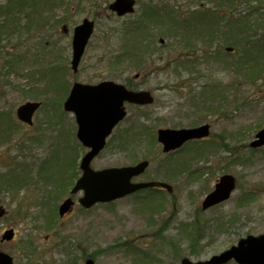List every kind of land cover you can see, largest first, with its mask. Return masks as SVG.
<instances>
[{"label":"rangeland","instance_id":"obj_1","mask_svg":"<svg viewBox=\"0 0 264 264\" xmlns=\"http://www.w3.org/2000/svg\"><path fill=\"white\" fill-rule=\"evenodd\" d=\"M68 1L73 5L68 13L48 3L41 6L39 21L48 15L68 20L67 32L61 23L42 26L49 38L48 51L31 39L41 28L39 21L32 22L27 36L31 62L22 67L31 68L28 76L6 69L2 71L4 80L0 77V112L7 119L0 123V206L4 208L0 238L10 227L16 235L0 248L14 256V264H83L84 255L94 256L96 264H180L183 257L205 259L241 236L264 232V149L249 146L254 134L264 127V49L256 48L257 54L255 49L243 51L245 40L235 38L243 31L240 37L246 40L262 35L258 39L264 41V25L255 23L262 17L249 16L251 28L221 27L218 40L210 38L208 42L205 36L204 43L201 37L197 42L192 38L178 40L172 32L181 27L175 21H194L184 20L188 14L198 16V6L202 5L216 12L221 23L231 24L247 11L245 3L237 0L230 10L226 0H137L133 14L119 17L107 9L111 0H95V6L85 0ZM253 1L254 5L259 3ZM259 1L264 4V0ZM156 9L162 14L169 10L185 14H175L173 21L161 18L158 33L154 31L157 24L147 16L149 10ZM4 17L7 24L0 28V40L8 45L6 33L16 27L8 23L10 14ZM84 17L93 19L95 28L74 71L70 67L71 35ZM207 20L209 31L215 30L213 14ZM196 23L203 28L201 22ZM143 33H148L145 41ZM153 34L164 39V46L158 45ZM135 39L149 47L141 57L123 56ZM154 44L152 51L149 48ZM202 49L208 53L207 59L201 58ZM193 58L198 60L189 68L182 64ZM46 62L59 64L61 75L57 79L42 74ZM251 63L263 69L254 79L245 76V66ZM136 73L139 77L132 78ZM104 79L150 90L156 100L144 107H127V117L117 125L92 166L118 167L144 158L149 165L137 180H163L174 189L171 193H133L88 210L77 203L73 212L60 218L57 206L80 174L78 165L86 150L76 137L74 117L63 110L62 102L73 82L93 84ZM213 85L225 96L221 102L227 104L224 115L211 111L216 101H210L207 92ZM29 100L39 101L41 106L26 125L17 120L15 111ZM204 121L211 123L210 138L215 142L210 138L193 140L171 154L162 152L156 140L157 128L193 127ZM227 172L238 182L234 193L225 202L201 211L200 200L216 178ZM47 189L52 190L49 197ZM56 190L60 193L53 196ZM21 202L24 204L19 208Z\"/></svg>","mask_w":264,"mask_h":264},{"label":"water","instance_id":"obj_2","mask_svg":"<svg viewBox=\"0 0 264 264\" xmlns=\"http://www.w3.org/2000/svg\"><path fill=\"white\" fill-rule=\"evenodd\" d=\"M134 0H113L109 5L110 10L117 14L133 12ZM94 21L84 18L73 30L72 34V57L73 70L80 62V57L85 45L90 39L94 28ZM148 104L153 102L150 91H133L125 89L119 83L104 80L96 84L74 82L68 97L65 99L64 109L75 113L78 124L77 137L82 145L89 149L83 154L79 167L81 175L71 188V194L82 191L78 198L84 208L98 202H109L124 195L130 194L142 187L161 186L169 191L172 187L165 182L141 181L133 182L132 178L139 175L149 165L147 160H140L136 164L128 166H112L108 168L94 169L90 163L106 145V137L110 135L112 128L117 125L125 115L124 102ZM40 106L37 101L21 103L16 110V115L22 121L30 124L33 112ZM209 125L204 123L200 126L157 129V140L162 143L164 151H170L180 147L184 142L193 138H204L209 134ZM264 145V127L255 133L249 146L258 147ZM212 191L208 192L202 200V208L217 204V202L228 199L236 186L235 177L230 174L221 175ZM74 200L66 197L58 206L59 215L63 216L70 212ZM3 208L0 207V215ZM14 229L3 231V239L13 238ZM234 259L237 264H264V232L258 235H247L241 237L235 244L229 246L220 253L212 254L207 259L193 261L182 258L181 264H226ZM0 264H13V258L5 251H0ZM84 264H94L92 258L85 260Z\"/></svg>","mask_w":264,"mask_h":264},{"label":"trees","instance_id":"obj_3","mask_svg":"<svg viewBox=\"0 0 264 264\" xmlns=\"http://www.w3.org/2000/svg\"><path fill=\"white\" fill-rule=\"evenodd\" d=\"M85 1L87 3H90V2H93L95 0H85ZM256 1H258L259 3L257 2L258 4L254 5L256 3H254L253 0H241V3L242 2L245 3L247 11L244 14L243 13L240 14L236 18V22H233L231 24L228 21H223L222 23H224V24L222 25V23L220 22L221 19L219 21L217 16H216L217 13L211 12L213 14V18L216 20V22H215L216 28H215V30L211 29L212 32L209 34V40H210V38L213 39L215 37H216L215 38L216 40L219 39L220 35L222 34L221 27H225V28L229 27L230 30L232 28L237 27V26L238 27L239 26L240 27L246 26L248 28H251L252 22H250L249 20H251L252 18H250L249 16L256 15L259 18L262 17V19L260 21H255V23L260 24V25H264V10L262 8L264 6V4H262L259 0H256ZM225 2L228 6H230V10H231V9H234L237 0H226ZM46 3H48L50 6H53L54 8L62 7L64 13H68V10L71 8V6H73L68 0H5V2L0 4V28L4 27V24H7L6 23L7 18L4 17V14H6V16H8L10 14V17L8 18V23H11L12 26L14 25V27H16L15 30L12 29L13 31H8L6 33L5 40H7L8 45L3 43L4 40L3 41L0 40V77H1V80H4L2 71L6 70V69H8L10 72H12L14 74L17 73L16 74L17 76H19V75L22 77L28 76V74H29L28 71L31 68L28 70H26V69L24 70L22 68L23 64H27L28 62H31L30 59L32 56V52L30 50L31 45H28L27 36L29 35V32L31 30L32 22L36 23L41 18L40 17L41 10H42L41 6L46 4ZM93 4L95 6L96 2H93ZM155 12H156V14H158L159 18L152 16ZM155 12L153 10H149L148 14H147V16H150L149 20H153L154 22L152 24H155V25L162 23V22H160L161 18L166 19L168 17L172 18V17L176 16L173 11H170V12L166 11L168 16H166V13L162 14L161 10H159V9H156ZM256 13H258V14H256ZM176 14H178V16L182 15L178 11H176ZM207 15H208V11L207 12L204 11V13H201L200 15H198L196 17L195 21L201 22L202 25L208 26L209 24H208V20H207V18H208ZM225 15L228 16L229 14H225ZM222 16L223 15H220L221 18H222ZM229 19L232 20V18H229ZM173 20L174 19L172 18V21ZM255 20H258V19H255ZM67 22H68V20L65 17H58V18L52 19V16L48 15L47 19H44L43 21H39V23H40L39 25H41V28L38 27L37 37L34 36L35 33L32 34L30 37L35 42H39L40 46L44 47V49H46L48 51L49 49H47L46 46H47L49 38H47V35H45L44 31H42V26L48 25L49 27H54L55 24L58 26V24H60V23L64 24ZM175 22H180V21L176 20ZM206 26H203V28L205 30H206ZM209 28H208V31H209ZM135 30L136 29H134L133 32ZM219 30L221 31L220 34L217 33ZM242 35H243V31H242V33L240 32V36H242ZM254 35H256V34H254ZM240 36H238V37L236 36L235 38H236V40H239V38L242 41L245 40L246 45L244 46L243 51L253 52L252 49H255V51H256V48L264 49V41L258 39L260 37L262 38V35L258 38H256V36L251 37L248 40H246L245 38H242ZM142 38H143V36H142ZM218 47H219L218 51H221L220 50L221 47L220 46H218ZM146 48H148L147 45L146 46L141 45V42L138 41V39H135V40H133V47L128 48L127 52L124 53L123 56L126 54L128 57L129 56L130 57H135V56L141 57V55L145 52ZM182 49L185 50L188 48L183 47ZM202 50L204 52L201 54V58L207 59L209 57L208 53L204 49H202ZM212 52L213 51H211L210 54ZM256 54H257V51H256ZM245 56L249 57V54L247 53V54H245ZM252 56H254V55H252ZM116 57H117L116 60H120V56H116ZM177 57L178 56H176V58ZM183 57H185V55H183ZM174 58L175 57H173V59ZM189 60L184 61L182 64L189 68L191 66V64H193V62L197 61L198 59L193 58V59H189ZM35 62L37 63V60ZM186 62H189V63H186ZM36 63H34V67H36ZM43 64H44L43 70H42L43 75L47 74V76H52L53 79H57V76L59 77L61 75V72H60L61 70L58 69V65H59L58 63H55L54 65H52V63L47 64V62H46V64L45 63H43ZM30 65H33V64L30 63ZM15 68H16V70H19V71L16 72ZM47 68H49V69L46 70ZM245 68H246V72H245L246 75L245 76L248 79L249 78L254 79L256 76H259L261 71H263V69L260 68L258 63H255V64L251 63L249 66L246 65ZM23 72H26V74H24ZM60 84H61V82L59 81L58 86ZM127 85H128V87H132V86H129V83ZM191 91H192V89H190L189 92H191ZM218 93H219V91L214 87V85L208 89V92H207L208 99H211L210 101H213V100L216 101V105H213V108L211 111H213V113L215 111H217V112H219V114L221 113V115H224L225 109L227 108V104H224L221 102L224 101L225 96H221ZM134 107L136 108L137 106H134ZM207 110L209 112L210 107H207ZM2 113L3 112H0V123L1 124H2L3 120L7 121L6 117L1 115ZM8 124L10 126L15 125V124H13V122H8L7 125ZM136 131L138 132V134L142 132L141 128L139 126H138V128H136ZM1 132H2V130H1ZM3 133H4L3 136L6 137L5 131ZM147 134H148V131H147ZM210 140L213 142L216 141V139H212V138H210ZM258 148L264 149V146L258 147ZM258 148H255V149H258ZM1 173H3V172H1ZM47 191L50 192L47 194V196L49 197L51 195L52 190L47 189ZM59 193L60 192L56 190L53 196H57ZM23 204H24V202L19 203L18 207H19V205L22 206ZM45 217L47 219L49 218L46 215H45Z\"/></svg>","mask_w":264,"mask_h":264},{"label":"flooded vegetation","instance_id":"obj_4","mask_svg":"<svg viewBox=\"0 0 264 264\" xmlns=\"http://www.w3.org/2000/svg\"><path fill=\"white\" fill-rule=\"evenodd\" d=\"M135 2H136V4L138 5V2H137V0H135ZM205 9L206 8H204V6H202V5H199L198 6V11H199V13L201 14V13H204L203 11H205ZM182 15L183 14H185V12L184 11H182V12H180ZM190 17V15L188 14V17H187V19ZM187 19H185L184 21H187ZM220 21V20H219ZM221 22V21H220ZM180 24H177V26H180L181 28L179 29V28H177V30H175V31H173L172 32V30H170L169 29V31H171L172 33H173V35L175 36V37H179L178 38V40H187V39H189V38H192V39H194V41L195 42H197L198 41V39H199V37H201V42H204V38H205V36L207 37V40H208V42H209V34L212 32V30H211V32L209 33L208 31H207V29L205 30L204 28H202V27H198L197 25V23H193V24H191L190 22L187 24H183L184 22H179ZM219 23V22H218ZM219 25V24H218ZM157 26V27H156ZM156 26H153V27H156V29H154V31L155 32H158V33H160V27H159V25H156ZM220 26V25H219ZM158 29V30H157ZM191 32V33H190ZM188 33H190V34H188ZM217 33H221V31L219 30ZM188 35V36H187ZM142 36H143V40L145 41L147 38L146 37H148V33H143L142 34ZM152 37L153 38H155V40H156V38H157V42H158V45L159 46H164V39H162V38H158L155 34H153L152 35ZM214 39L215 38H213L212 40L214 41ZM177 40V41H178ZM218 40V39H217ZM205 43V42H204ZM157 44V43H156ZM156 44H154V45H150V48L149 49H151V50H154V46L156 45ZM143 45L144 46H146L144 43H143ZM147 47H149V46H147ZM137 77V76H136ZM136 77H134L135 79H136ZM156 100V99H155ZM67 113H69L70 114V112H68V111H66ZM72 114V113H71ZM73 115V114H72ZM73 117H74V115H73ZM74 119V118H73ZM74 121H75V119H74ZM76 124V123H75ZM117 125H119V123L117 124ZM117 125L111 130V135L113 134V132H114V130H115V128L117 127ZM75 131H77V124H76V130ZM75 134H76V132H75ZM185 171V170H184ZM184 171H182L183 173H184ZM139 177H141V174H140V176ZM139 177H137V178H135V180H137ZM217 179V178H216ZM137 181H141V180H137ZM216 181V180H215ZM154 189H155V191H163V190H165L164 188L162 189V188H158V187H154ZM208 193V191L206 192V194ZM206 196V195H205ZM205 196L200 200V202H199V205H200V209H201V211H207V209H209V208H212V207H214V206H217L219 203H222L221 201L220 202H217V204H215V205H212V206H209V207H207V209H203L202 208V205H201V203H202V200L205 198ZM4 212V210H2V213ZM62 218H65V217H62ZM10 228H14V227H10ZM5 230V229H4ZM3 230V231H4ZM3 231H2V233H3ZM16 236V235H15ZM15 236H13V238L12 239H10V240H7V239H3V237H2V234H1V238H0V245H2V243L3 242H9V241H13V239L15 238ZM0 251H5V252H7L10 256H12V258H13V263H14V256L10 253V252H8L7 250H5L4 248L3 249H1L0 248ZM89 256L88 255H84V260L86 259V258H88ZM94 256H92V258H93ZM94 259V258H93ZM84 260H83V263H84ZM94 264H96L95 263V261H94Z\"/></svg>","mask_w":264,"mask_h":264}]
</instances>
